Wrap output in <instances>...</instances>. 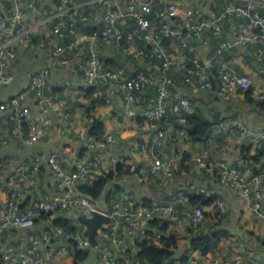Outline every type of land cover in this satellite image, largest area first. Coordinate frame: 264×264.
<instances>
[{
  "label": "built area",
  "instance_id": "obj_1",
  "mask_svg": "<svg viewBox=\"0 0 264 264\" xmlns=\"http://www.w3.org/2000/svg\"><path fill=\"white\" fill-rule=\"evenodd\" d=\"M43 1V0H39ZM103 7V26L87 34L77 28V3L75 0H56L50 7L40 10L42 16L51 25L52 35L56 42L50 50V63L38 69L26 82L20 91L0 102V123H5L10 113L14 115L16 124L13 131L22 135V124L26 123V144H35L44 133V128L51 122V113L61 114L67 103L65 97L56 98L45 93L47 77L52 64L70 65V55L77 52L81 45L85 53L77 67L83 73L88 88L99 89L102 83L105 90H115L125 102L124 114L131 117H143L147 121H162L169 118L171 110L168 98L173 96L180 107L178 116L184 120L186 116L196 112L194 105L180 94L173 95L171 87L176 83L171 71L179 68L183 72V80L199 89H214L222 99H231L237 92L249 90L255 83L249 73H239L228 65L229 58L225 54L235 48L248 46L259 37L262 46L256 50V61L264 67V0H229L217 13L208 14L202 0H167L161 7L154 10L155 16L161 20V26L154 25L145 16L155 0H93ZM36 1L14 0L11 10L0 6V86L9 85L14 81L13 66L8 52L16 43H25L30 36V30L21 23L23 9H37ZM89 17L82 14L80 20L89 22ZM128 19L136 21L135 27L126 29ZM232 26L233 32L224 36V26ZM249 28L257 30L252 36ZM169 32L176 41L173 49L169 48L160 33ZM221 42L214 50L210 63L197 56L187 58L183 50H191L194 42L206 38L207 32ZM135 38L143 39L151 46L149 52L131 51ZM114 42L123 54L136 55L137 60L146 61L157 69L156 74L136 71L129 74L124 66L111 67L105 65L98 47V42ZM219 65L218 78L213 75L211 66ZM215 81L216 84H215ZM130 85L140 93L147 90L150 94L148 105L143 110H134L131 104L141 102L140 93L134 92ZM40 93V116H32L27 100ZM116 93V94H117ZM264 99V90L256 95ZM65 115L68 116L67 113ZM66 118V116H65ZM67 120V119H66ZM221 131L239 132L253 143L257 150L264 152V124L258 128L247 126L240 118H233L223 124L213 126L212 133ZM177 136L186 134L184 128H174ZM166 133L155 130L150 138L152 146L162 147ZM171 136V133L169 134ZM79 143L86 151L78 162V167L71 173H66L63 164L68 158L58 150H52L47 156L35 155L15 164L8 180V194L5 201H0V264H63L62 258L75 250L88 251L85 260L95 259V264H149L138 256V242L147 240L157 246H163L162 230L149 226V222L157 220L160 223L172 222L174 230H169L176 237L188 234V229L196 231L205 223V206L191 204L190 196L212 195L209 188L193 187L190 190L177 188L173 197L166 202L146 203L135 198L129 192H122L118 199L102 205L92 201L79 190L81 180L91 175L100 167L114 168L118 162H125L129 173L138 182H146L156 178L159 185L167 187L175 177V165L181 154L155 159L148 164H139L125 157L111 155L108 160L95 156L94 151L106 149L115 141L111 133L97 138L82 129L78 133ZM9 143L8 136L0 132V146ZM198 167L205 168L213 181L219 182L230 191L236 192L243 203L253 210H259L264 204V169L255 170L251 161L241 168H236L226 158L211 159L204 149L194 157ZM49 164L51 173L49 182L57 185V190L47 192L38 198L28 209H21L19 201L24 195V189L37 184V174L43 164ZM219 213L224 214L226 206L223 200H216ZM62 210H79L78 214L92 216L94 211L109 216V222L102 224L96 236L97 243L91 245L88 228L84 225L77 232L65 231L61 227L49 225L37 234H24L18 237L16 243H4L6 232L11 229L27 230L34 226V219L41 212L53 214ZM80 224V223H79ZM187 237V236H186ZM131 243L124 245L125 239ZM264 243V233L260 239ZM99 246V247H98ZM98 247V250L95 249ZM117 251L122 254L121 261ZM186 252L179 247L175 250L172 261L165 264H244L245 258L235 256L224 259L220 253Z\"/></svg>",
  "mask_w": 264,
  "mask_h": 264
},
{
  "label": "crops",
  "instance_id": "obj_2",
  "mask_svg": "<svg viewBox=\"0 0 264 264\" xmlns=\"http://www.w3.org/2000/svg\"><path fill=\"white\" fill-rule=\"evenodd\" d=\"M30 0H22L23 4ZM36 1L37 9L31 11L23 9L24 15L21 18L22 25L30 30V36L25 43H16L9 50L8 55L13 66L14 81L5 86H0V102L18 93L22 86L30 80L32 75L40 68L50 63V50L56 40L52 35L51 25L42 16L40 10L50 7L56 0H31ZM77 3V17L82 14L90 19L85 25L100 28L103 25V7L93 0H75ZM167 0H156L162 5ZM226 0H202L203 7L208 14H214L221 10ZM158 4V5H159ZM14 0H0V6L11 10ZM232 26L225 24L223 35L228 37L233 32ZM252 36L257 35V30L249 28ZM221 40L213 37L208 31L206 38L194 42V47L189 50L195 56L210 63L216 48ZM263 44L259 37H255L248 46L235 48L233 52L226 53L228 65L239 73H249L253 76L255 83L246 92L237 90L231 99L219 98L215 90L199 89L195 85L188 84L183 80V72L179 68L171 71L172 79L176 83L171 87L173 95L180 94L189 100L195 107V114L203 120L213 122V126L225 123L233 118H240L247 126L258 128L264 124V108L257 103L256 95L264 90V67L256 61V50ZM99 51L107 66L111 63H121L129 72L143 71L156 74L157 69L151 67L146 61H139L136 55L123 54L114 42H98ZM139 41L131 46V51H142ZM85 53V46L81 45L77 52L70 55L71 64H52L47 77L44 92L56 98L65 97L67 103L61 106L62 113L52 112L51 122L44 128V133L35 144L29 145L25 142L26 133L17 136L13 129L9 130L7 121L0 123V132L5 133L9 138L7 145L0 146V201H5L8 192V180L16 163L28 159L35 155L47 156L52 150H58L68 158V162L63 164L66 173H71L78 167V162L85 156L86 151L81 148L78 133L80 130L90 126L92 116H98L105 124L104 134L111 133L115 136V141L106 149L94 151L95 156L108 160L111 155L125 157L127 160H134L139 164H148L155 159L170 157L181 154L182 158L176 161L175 177L170 180L167 187L159 185L156 178H150L146 182H138L135 176L129 172H124L114 178L108 185L107 191L116 192L119 196L122 192H129L135 198L148 203L166 202L173 197L177 188H185L187 191L193 187L209 188L216 194V200H223L226 206L224 214L218 212L215 205L216 200L205 206L206 220L219 222L217 227L228 232L227 237L221 238L217 251L224 259L240 256L252 259L254 264H264V243L256 239L264 233V204L259 210H253L245 205L236 192L230 191L219 182L213 181L209 172L205 168L198 167L194 162V157L204 149L209 152L211 159L226 158L231 164L238 168L251 161L256 167V171L264 169V157L260 160L254 159L258 152L251 140L242 136L239 132L221 131L212 133L201 142L191 141L187 135L177 136L174 128L177 123L184 126L185 131L190 127L184 120L174 116L178 114L180 107L173 96L168 98L171 115L162 121H139L136 117L124 114L125 102L115 91L105 90L102 83L101 88L94 89L92 97L97 103L96 108L90 113L87 106L91 107V98L87 97V91L83 73L77 67ZM130 88L137 93L140 91L130 85ZM117 93V94H116ZM248 93V95H247ZM141 102H134L131 108L143 110L148 105L149 92L141 93ZM40 93L34 94L27 100L32 116H40L39 107ZM65 113L68 114L65 115ZM66 116V118H65ZM13 114L10 113L8 119ZM7 119V120H8ZM67 119V120H66ZM155 130H162L166 133L165 143L162 147H154L150 138ZM171 133V136L169 135ZM126 165V163L124 162ZM108 168L100 167L94 170L90 176L84 180H96L100 175L108 172ZM115 170L114 168H111ZM109 169V170H111ZM51 169L49 164L41 166L37 174V184L24 189V195L19 201L24 204V209H28L44 193L57 190V185L49 182ZM105 197L100 199L104 205ZM112 201V200H111ZM110 201V202H111ZM109 204V203H106ZM79 210H62L50 214V218L66 217L74 218L78 223ZM48 220L42 219L40 223L27 230L11 229L6 232L4 243H16L18 237L24 234L40 233L49 225ZM170 223V222H169ZM203 224L200 232H208L210 228H204ZM174 230L171 222L168 228ZM187 236V237H186ZM191 231L185 235H179V250L188 251L190 248ZM255 236V237H254ZM131 241L125 239L124 245H129ZM99 247V246H98ZM98 247L95 251L98 250ZM118 259L121 261L122 254L117 251ZM244 262V264H245ZM82 264H95V259L90 258ZM172 264H175L172 262Z\"/></svg>",
  "mask_w": 264,
  "mask_h": 264
},
{
  "label": "trees",
  "instance_id": "obj_3",
  "mask_svg": "<svg viewBox=\"0 0 264 264\" xmlns=\"http://www.w3.org/2000/svg\"><path fill=\"white\" fill-rule=\"evenodd\" d=\"M229 1L226 0L225 3ZM156 2V0L153 2V6L149 11L145 13V16L148 20H150L154 25L158 26L157 30L161 26V20L155 16L154 10L157 7H161L162 5ZM126 26V29H131L135 27L136 21L133 19H128L126 23L124 24ZM103 26V25H102ZM77 28L78 30H81L83 32H86L87 34H91L94 30H100L102 27H91L85 25L80 18L77 20ZM163 41L169 45L171 49L175 47L176 41L172 37V35L167 31H162L160 33ZM139 41V46H142L143 49L146 47L145 51L149 52L151 50V46L146 43L143 39L135 38V42ZM215 49V48H214ZM100 52V51H99ZM184 55H186L187 58H193L195 55L189 51V50H183ZM101 55V53H100ZM226 58V54L224 55ZM102 57V56H101ZM103 59V57H102ZM104 61V59H103ZM107 60H105V64ZM108 62V61H107ZM111 67H117V66H123L121 63L114 64L111 63L109 65ZM212 70L213 75H215L216 79L218 78V70L220 69L219 65L211 66L210 68ZM139 71V70H138ZM132 74L133 72H129V74ZM183 77V76H182ZM173 78V77H172ZM174 80V79H173ZM217 81H215L216 84ZM94 89L90 88L87 91V97L91 98L92 106H87V111L90 113V111L94 108H96L97 103L92 97ZM248 91V90H247ZM246 91V92H247ZM248 95V93H247ZM257 103L260 107L264 108V99L260 100L257 99ZM139 121H142L143 117H137ZM186 123L190 127L186 130L187 137L193 141V142H201L205 140L212 132L213 128V122L203 120L199 116H197L195 113L189 116H186ZM16 124V121L13 118L10 117L7 120V126L9 130H12L14 128V125ZM175 128H185L182 126V124L177 123L175 125ZM22 129L24 133H27V125L26 123L22 124ZM105 124L98 116H92V120L90 123V126L87 128V133L90 135H93L97 138H101L104 134ZM258 152L254 156V159L260 160L262 157H264V152L257 150ZM256 170V167H255ZM124 172H128L127 166L124 164V162H118L115 165V170L111 169L108 172L103 173L98 177L96 180H81L79 183V190L81 193L87 195L92 201H100L103 197H105L106 203H110L111 200L118 199L116 192L119 191V187H116L115 192L107 191V187L109 183L116 178L118 175H120ZM217 196L216 194L212 195H193L190 196V203L191 204H200L203 206L211 205L215 200ZM146 202V201H145ZM148 203V202H146ZM19 206L21 209H24V204H20ZM207 216V214L205 213ZM208 217V216H207ZM42 219H46L50 221L51 225L56 227H61L65 231L69 232H77V230L81 227V225L74 219V218H66V217H55L50 218V212H41L39 215H37L34 219V225H37L40 223ZM205 217V227L210 228L208 232H200L202 225L199 226V228L194 231L193 229H188V231H191L192 236L190 238L189 244L190 248L193 249V251H201L202 253H209L214 252L217 248L221 238L227 237L228 232L224 229H221L217 227L219 222H214L213 220H206ZM149 226L157 228L159 230H162L164 232V235L162 237V240L165 242L164 245L157 246L153 243L148 242L147 240H142L138 242L139 246V252L138 256L141 260H146L149 264H165L167 261H172L173 255L175 250L179 247L180 240L176 238L173 234L168 232V228L170 226L169 222L160 223L157 220H152L149 223ZM255 237V236H254ZM256 239H260L259 237H255ZM89 252L84 250H75L71 253H69L67 256L62 258L63 264H82L85 259L88 257Z\"/></svg>",
  "mask_w": 264,
  "mask_h": 264
},
{
  "label": "water",
  "instance_id": "obj_4",
  "mask_svg": "<svg viewBox=\"0 0 264 264\" xmlns=\"http://www.w3.org/2000/svg\"><path fill=\"white\" fill-rule=\"evenodd\" d=\"M77 219L80 225L88 228V235L92 246H95L97 243L96 236L102 224L110 220L108 215L98 211H94L92 216L78 215ZM245 264H254V261L247 259Z\"/></svg>",
  "mask_w": 264,
  "mask_h": 264
},
{
  "label": "rangeland",
  "instance_id": "obj_5",
  "mask_svg": "<svg viewBox=\"0 0 264 264\" xmlns=\"http://www.w3.org/2000/svg\"><path fill=\"white\" fill-rule=\"evenodd\" d=\"M205 229L208 228V227H204Z\"/></svg>",
  "mask_w": 264,
  "mask_h": 264
}]
</instances>
